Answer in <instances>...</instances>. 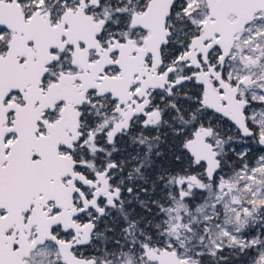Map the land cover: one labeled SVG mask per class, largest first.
Returning a JSON list of instances; mask_svg holds the SVG:
<instances>
[{
  "label": "snow or ice",
  "instance_id": "6c2138e0",
  "mask_svg": "<svg viewBox=\"0 0 264 264\" xmlns=\"http://www.w3.org/2000/svg\"><path fill=\"white\" fill-rule=\"evenodd\" d=\"M0 264H264V0H0Z\"/></svg>",
  "mask_w": 264,
  "mask_h": 264
}]
</instances>
